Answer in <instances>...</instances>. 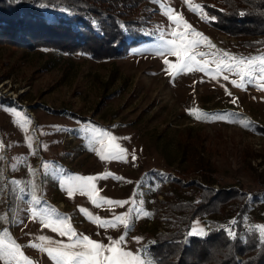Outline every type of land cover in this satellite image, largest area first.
<instances>
[{
    "label": "rangeland",
    "instance_id": "1",
    "mask_svg": "<svg viewBox=\"0 0 264 264\" xmlns=\"http://www.w3.org/2000/svg\"><path fill=\"white\" fill-rule=\"evenodd\" d=\"M218 1L193 3L215 5ZM144 5L141 15L147 14L152 20L151 31L136 39L123 56L111 60L0 43V216L6 217L0 220V232L7 229L36 264H53L46 253L28 247L38 243L37 236L64 241L67 237H59L39 220L31 219L33 185L41 201L35 207L47 209L53 217H68L77 233L104 243L108 236L118 238L126 230L123 226L98 227L87 213L112 219L139 206L97 207L87 194L77 192L69 197L63 181L77 175L111 173L94 182L97 197L143 202V211L150 215L133 216L126 241L128 249L138 250L146 259L151 237L170 232L175 223L176 212L170 213L167 206L173 200L166 193L176 180L190 188L199 183L209 184L214 191L245 193L244 227L264 225V132L255 130L257 126L264 128V90L253 84L236 87L231 81H239V77L226 71L215 79L198 70L174 76L165 71L164 59L175 64L177 58L167 55L166 41L173 37L168 34L170 21L164 9L170 7L181 13L216 49L236 56L264 53L257 49L263 37H236L217 31L190 11L184 0H145ZM124 36L127 42L134 39L127 32ZM198 51L215 49L201 46ZM161 52L165 56L159 55ZM208 67L214 71L216 64ZM224 75L229 79H223ZM190 109L199 110L201 118L197 119ZM216 115L226 118H206ZM25 117L29 121L24 125L27 131L21 127ZM91 126L121 138L117 143L126 149L125 159L101 160L91 150L92 133L84 131ZM29 135L31 147L26 139ZM45 164L49 165L47 169ZM159 182L162 187L156 192ZM82 208L86 212L82 213ZM223 214H231L230 208L220 214L198 216L188 234L194 226L204 232L215 225L224 227L219 222ZM134 237L142 240L137 243Z\"/></svg>",
    "mask_w": 264,
    "mask_h": 264
},
{
    "label": "trees",
    "instance_id": "2",
    "mask_svg": "<svg viewBox=\"0 0 264 264\" xmlns=\"http://www.w3.org/2000/svg\"><path fill=\"white\" fill-rule=\"evenodd\" d=\"M144 2L0 0V43L26 49L50 48L67 55L78 53L96 61L111 60L123 56L136 39L151 31L152 20L147 14L141 15ZM203 6L209 17H215L208 22L211 28L236 37L261 35L263 40L257 49L264 50V0H219L215 5ZM123 28L134 39L127 42ZM255 130L264 132L259 126ZM172 184L166 196L173 200L167 206L170 213L176 212L175 223L170 232L151 237L145 253L152 264H264V243L256 230L244 227L245 193L234 189L214 191L209 184L206 187L199 183L190 188L178 180ZM227 207L231 214H223L219 221L224 227L215 225L205 235H188L198 216L220 214ZM229 228L234 237L229 235Z\"/></svg>",
    "mask_w": 264,
    "mask_h": 264
},
{
    "label": "snow or ice",
    "instance_id": "3",
    "mask_svg": "<svg viewBox=\"0 0 264 264\" xmlns=\"http://www.w3.org/2000/svg\"><path fill=\"white\" fill-rule=\"evenodd\" d=\"M155 2L160 3V0H155ZM184 2L187 4L190 11L199 15L205 22L215 20V17L208 16L203 5L194 4L193 0H184ZM164 14L170 21L168 34L173 37V39L166 41L168 46L167 55H172L177 58L175 64L171 63L167 58L164 59V64L167 65L165 71L174 76L180 72L198 70L201 72H208L213 79L226 71L239 77V81H231L236 87H244L247 84H253L260 90H264V53L256 56L244 57L216 49V46L212 44L203 33L197 31L184 20L181 13L168 7L164 9ZM243 14L244 13H241V15ZM161 38H163V31ZM201 46L207 47L208 49H215V51H198ZM159 55L165 56V53L161 52ZM199 57H204L205 59H198ZM207 57H211L212 59L209 60ZM213 63L216 64V69L214 71L210 70L208 67L209 64ZM223 79L228 80L229 76L224 75ZM228 95H231V93H228ZM232 103L235 104L236 100L233 99ZM8 111L12 112L17 117L21 116V113L16 112L14 109H9ZM189 111L196 115L197 119L201 118V115L197 114L199 110L190 109ZM206 118L223 120L226 117L216 115ZM27 123H29V121L25 117L24 124L21 125L25 131H27V128L24 125ZM241 123H245V121H241ZM84 131L92 133L89 141L92 145L91 150L95 151L101 160L125 159L126 149L122 148L120 144L117 143L121 138L95 126L86 127ZM26 139L29 142V147H31L32 137L29 135ZM123 139L129 138L124 137ZM2 147L3 145H0V148ZM132 158H136L134 152ZM0 159H3V157H0ZM44 167L47 169L49 165L45 164ZM109 175H111V173H105L103 176H72L65 179L63 185L66 186L69 197H72L77 192L80 194H87L91 203L97 207L103 204H107L110 207L139 204V206L130 208L122 214L114 215L112 219H102L99 216H92L91 213H87L88 218L96 223L98 227L115 229L118 226H123L126 230L125 234L120 235L118 238L108 236V242L104 243L103 241L94 240L88 235L77 233L71 226L68 217L59 215L53 217L48 213L47 209L40 210L35 207L39 205L41 201L36 195L37 186L33 185L31 195L33 207L30 209L31 219L33 221L39 220L44 228L50 229L51 232L56 233L59 237H67V241L62 239L56 240L46 235H39L36 237L38 243H30L28 247L36 248L46 253L53 261V264H152V261L139 254L138 250L133 251L128 249L126 241V232L131 227L133 216L136 218H140L141 215L147 217L150 213L143 211L142 201L110 200L105 197H97V189L94 182L97 179H106ZM116 179L121 178L116 177ZM13 183L19 184L20 182L13 181ZM52 211L54 212L55 210ZM81 212L84 213L86 210L82 208ZM4 219H6V217L0 216V220ZM231 223H235V221ZM252 228L259 232L261 242L264 243V225H254ZM227 231L230 236H235L230 228L227 229ZM205 234L202 228L194 226L188 235ZM133 239L137 243L142 240L141 237H134ZM0 261H2L3 264H36V262L32 261L24 254L22 246L10 236L7 229L0 232Z\"/></svg>",
    "mask_w": 264,
    "mask_h": 264
}]
</instances>
